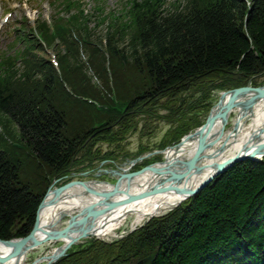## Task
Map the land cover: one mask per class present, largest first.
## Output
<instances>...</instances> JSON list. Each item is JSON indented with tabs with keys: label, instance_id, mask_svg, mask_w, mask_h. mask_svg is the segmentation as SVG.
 <instances>
[{
	"label": "trees",
	"instance_id": "16d2710c",
	"mask_svg": "<svg viewBox=\"0 0 264 264\" xmlns=\"http://www.w3.org/2000/svg\"><path fill=\"white\" fill-rule=\"evenodd\" d=\"M133 16L137 24L129 31L107 26L99 37H95L99 25L91 27L78 19L58 29L64 46L59 54L62 76L45 58L33 59L32 54L23 61L24 73L15 69L0 75V125H14L16 134L7 148H0V239L29 233L50 179L76 162L74 156L87 139L100 136L112 141L118 120L125 123L131 107L142 104L141 97L158 103L198 84L208 89L243 86L264 74V0H192L168 14L149 5L135 8ZM81 34L88 40H80L83 49L77 38ZM81 52L86 53L87 64L102 65L105 85L117 67L114 82L122 79L129 96L144 91L142 96L129 97L131 106L125 113L96 111L78 101L64 89L62 77L75 94L103 104L114 93L111 88L88 85L83 77L74 80L84 65ZM129 72L147 78L148 86L140 81L130 84ZM233 79L237 84L231 85ZM217 80L222 84H214ZM70 100L81 122L76 130L68 125L73 120L63 106ZM92 114L102 125H94ZM16 152L36 158L37 169L48 171L45 187L34 189L23 182L21 159L10 157ZM154 249L158 253L153 264H264V159L240 161L166 215L150 219L116 242L91 241L54 264H132Z\"/></svg>",
	"mask_w": 264,
	"mask_h": 264
},
{
	"label": "rangeland",
	"instance_id": "374dc122",
	"mask_svg": "<svg viewBox=\"0 0 264 264\" xmlns=\"http://www.w3.org/2000/svg\"><path fill=\"white\" fill-rule=\"evenodd\" d=\"M84 6L86 9L90 10V7L95 4L94 0H82ZM108 6H113L110 8H105L104 11L109 13L112 11V9H116V12H119L121 9L118 8V1L119 0H106ZM176 1V0H172ZM183 1V0H180ZM50 0H35L31 1V5H22L20 6L17 13L14 15L11 22L5 26L7 27H14V25L22 24V31H26L27 34L29 32V27L23 25L25 23L22 18L25 16L29 17V20L31 21V24L34 23V20L40 19L42 15L44 17H49L52 8L49 4ZM54 10L56 8H53ZM53 10V12H54ZM52 12V13H53ZM42 15H40V14ZM119 14V13H118ZM1 18V14H0ZM91 24L90 26H92ZM107 25L103 24L99 30L95 32V37H99L104 35ZM21 31L22 34H24ZM16 34V32H14ZM104 38V37H103ZM104 40V39H103ZM8 41V36L3 35L0 33V48L5 47L6 43ZM53 43V40H51ZM129 42V39H127L124 43L127 45ZM58 44V41L53 44H51L48 48L45 45H42V47H38L36 45H32V58H50V53L53 52L54 54H57L59 50L64 49L63 47H55V45ZM26 46V45H25ZM34 48V49H33ZM83 49V48H82ZM4 53H9V48L7 47L5 50H3ZM62 51V50H61ZM79 52V51H78ZM80 53V52H79ZM86 54V53H85ZM84 53L81 52V61L84 65H82L81 70L75 75L76 77L74 80L76 82L80 81V79L86 78L87 84H91L95 87H105V88H111L118 90V96L125 100V103L128 102L129 107L131 106V100L130 98H133L136 95L137 97L142 96L144 91H136L131 96H129L125 89L122 88V79L118 78V83L113 80L114 73L117 71V67H114V70L112 73V79H109V82H107V85H105V77L102 73V65H98V67L91 66L90 64H87L88 57ZM52 57V55H51ZM78 65V64H77ZM83 66L86 68H83ZM117 66V64L115 65ZM24 67L19 68V72L24 73ZM98 70L100 72H98ZM125 71V67L122 69ZM131 73L135 72H129L127 81H130V84L132 81H140L139 83L148 86L147 85V78H141L139 75L134 74V77L131 76ZM76 74V73H75ZM109 78L111 75L109 72H107ZM37 76V75H36ZM39 76V75H38ZM37 76V78H39ZM119 76V74H118ZM130 77V78H129ZM129 78V79H128ZM41 80V79H39ZM85 80V79H84ZM221 81V82H220ZM219 82V83H218ZM236 79H233L231 85H235L237 83ZM256 83V84H263L264 83V74H261L257 77L250 78L246 81V84L249 83ZM222 84V80H217L214 82V84ZM235 83V84H234ZM100 85V86H98ZM118 85V88H117ZM199 85V86H198ZM196 86H193L192 89L187 90L184 93H180V95H175V97H164L161 100L156 103L154 100H148L144 99V97H141L139 99V102L142 104L137 105L136 107L129 110L131 113V116L126 121H123L125 123H118L114 127L115 130H117L118 134H115L112 141H107L106 139L98 137H93L91 139H87L85 143L82 145L80 151L74 156L75 163L61 176H58L56 185H60L62 183H65L72 179H79V180H99V181H108L110 183L115 182V178L110 175L109 170L112 169H118L119 167H124L125 165L123 162L126 161V159H131L138 157L140 155H144L152 150H160L164 149L165 147H168L169 145H172L177 140L182 137L183 133H187L196 127H198L197 124H202L207 116L208 110L215 104L217 101H219L229 90H233L240 86H229L225 87L228 84H224L222 87H211L208 89V86L206 84H198ZM73 88L72 86H70ZM74 89V88H73ZM72 89V90H73ZM77 92L75 89L73 90ZM61 92V91H60ZM62 93V97L64 100H68V97ZM78 93V92H77ZM75 98V97H74ZM171 98V99H170ZM144 99V100H143ZM134 100V99H133ZM127 101V102H126ZM155 102V103H154ZM64 109H66L67 118L69 117V120H73L72 122H69L68 125L72 128V130H76L78 127V124L81 123L78 118V116L75 118V114L77 113L76 107L72 100L67 102V105ZM121 106V105H120ZM128 107V108H129ZM127 108V105L124 106L123 109ZM236 113L233 112L230 121L228 124H226V127L223 128L224 130L232 128L233 121L235 118ZM84 117V116H83ZM98 119L97 116H94L92 114V122ZM68 120V119H67ZM81 120H84L83 118ZM119 124V125H118ZM6 125V124H5ZM0 125V148H7V145L10 144V139L12 136L16 137L15 134V127L12 124ZM96 125V124H94ZM87 126V125H86ZM189 127V128H188ZM6 128V130H5ZM85 128V127H84ZM187 130V131H186ZM20 152V151H18ZM26 155H18L17 152L14 154H10V157L13 159H18L21 161V173L20 176L23 180V182L29 183L32 188L36 189L37 186L43 188L47 185L45 182V176L48 174V171L45 170L42 166L37 169V166L39 165L36 158H26ZM162 154L158 153L149 157H146L144 160L140 161L135 165V167L132 169H138L140 167H143L144 165L154 162L155 160H161ZM89 157H92L91 160ZM91 168H95L93 171H89ZM102 170V171H99ZM104 170V171H103ZM106 170V172H105ZM85 172H88L87 174H83ZM55 177V176H54ZM37 185V186H36ZM64 220H66L64 218ZM124 229L127 228V220L124 222L123 227ZM90 239L84 241L82 244L74 245L70 251H77L83 248H86L90 244ZM61 243L59 241L52 242L51 244H45L39 248L30 250L26 258L24 259V264H30L32 263L35 258H37L40 255H43L47 253L53 246H58ZM69 251V252H70ZM149 254V253H148ZM62 258V257H61ZM41 264V263H38Z\"/></svg>",
	"mask_w": 264,
	"mask_h": 264
},
{
	"label": "water",
	"instance_id": "95a60500",
	"mask_svg": "<svg viewBox=\"0 0 264 264\" xmlns=\"http://www.w3.org/2000/svg\"><path fill=\"white\" fill-rule=\"evenodd\" d=\"M258 95L264 96V85L251 86L247 85L242 88L235 89L226 93L217 103L210 109L205 123L201 126L200 134L197 137V145L191 156L184 154L183 158L175 156L169 160L166 156L163 160L149 163L142 168L134 171L111 170L116 176L114 183L101 182L97 180H71L59 186L51 183L45 194L41 198L35 214V219L29 233L23 237H17L10 240L0 239V261H12V264H24L27 253L35 247L47 243L49 241H58L65 238L57 250L46 260L45 264H52L63 256L67 250L74 244L83 242L85 238L94 237L101 239L104 235H108L109 231L117 230L124 219L107 228L110 216L120 207L128 204L153 197L159 194L175 192L182 195V200L197 194L215 177L226 171L235 163L246 159H257L264 155V143H255L247 146L244 151L236 154L224 162L214 165L213 171L204 180L197 183L196 186H180L171 181L176 175H183L186 181L191 176L198 174L205 168L203 161L208 157V149L217 138L219 131L228 122L230 114L234 108L240 105L245 98ZM217 125L215 131L216 136H212V131ZM186 135L178 143L171 148H178L182 145ZM158 151H154L156 153ZM258 156V157H255ZM144 158L139 156L130 161L131 164ZM149 174L148 184L136 192H131L133 185L137 183L136 179H140ZM179 177V176H177ZM57 181V180H56ZM109 186V187H108ZM70 189H78L84 195L94 197L91 205L70 216L66 225L41 226V211L45 206L52 205L60 199L62 194ZM51 198H48L49 194ZM175 203L174 205L179 204ZM127 217L130 211L125 212ZM150 214L149 216H153ZM124 217V216H122ZM126 232H121L120 235ZM116 237V236H115ZM113 238V237H111ZM157 250L151 251L146 257L138 260L136 264H152L156 257ZM44 255H40L31 264L41 262Z\"/></svg>",
	"mask_w": 264,
	"mask_h": 264
},
{
	"label": "bare ground",
	"instance_id": "6f19581e",
	"mask_svg": "<svg viewBox=\"0 0 264 264\" xmlns=\"http://www.w3.org/2000/svg\"><path fill=\"white\" fill-rule=\"evenodd\" d=\"M236 115L233 121L232 128L219 131L217 138L214 140L210 148L208 149V157L204 160L205 168L191 176L188 181L183 175H176L171 178L173 183L180 186H196L197 183L204 180L213 171L215 164L224 162L229 158L235 156L238 153L244 151V149L255 143H264V96L254 95L249 98H245L244 101L236 106L233 110ZM228 124V123H227ZM226 126V124H225ZM217 125L212 131V136L215 137ZM201 128H195L191 134L185 139L184 143L176 148H169L164 152V155L171 160L175 156L183 158L191 156L197 145V137L200 134ZM179 176V177H177ZM150 176L149 174L136 179L137 183L133 185L131 192H136L139 189L144 188L148 184ZM109 187V186H108ZM50 193L48 198H51ZM183 197L175 192H168L159 194L153 197H149L132 204H128L124 207L118 208L110 216V227L121 219L127 220V227L134 228L144 222L150 214H160L166 211L169 207H172L175 203L181 200ZM94 197L84 195L78 189H70L62 194L59 200L52 205L45 206L41 211V226L58 225L64 217H70L87 206L91 205ZM131 210V215L125 217L126 211ZM124 216V217H122ZM115 232L109 231L108 235H104L103 238L115 237ZM119 236V235H118ZM60 243L65 242L66 239H60ZM47 242L39 245V248L45 244H51ZM57 250L56 246H53L43 257L41 264ZM39 262L35 263L38 264ZM0 264H12V261H0Z\"/></svg>",
	"mask_w": 264,
	"mask_h": 264
}]
</instances>
